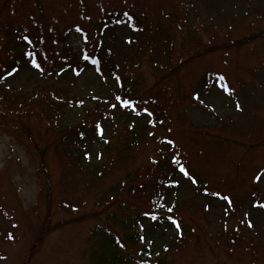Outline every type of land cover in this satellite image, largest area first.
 Here are the masks:
<instances>
[{
    "label": "trees",
    "instance_id": "16d2710c",
    "mask_svg": "<svg viewBox=\"0 0 264 264\" xmlns=\"http://www.w3.org/2000/svg\"><path fill=\"white\" fill-rule=\"evenodd\" d=\"M83 1L0 0L2 127L12 134L24 129L32 141L34 138L30 125H36V128L44 131L45 136L48 135L46 143L35 139L39 151L42 156L53 151L61 167L52 174L45 156L39 158L37 176L42 184L39 198L43 197L48 202L46 188L50 190L55 184L63 196L57 206L61 211L65 210L70 222L79 219L80 211L87 207V198L92 200V207L87 209L92 218L104 213L101 223L90 226L87 237L89 246L83 250L86 264H178L179 259L168 251L170 245L160 251L152 245L170 231L172 225H178L181 231L173 240V252L179 251L183 245L185 247L183 241L191 235V229L197 226L194 220L190 221L189 226L185 223L187 217L182 208L189 211V204L186 205L184 201L169 204L166 188L170 178L178 168H183L188 181L196 187V192L208 197L216 193L222 197L217 182L208 173L207 162L217 164L214 172L208 165L212 173L221 174L229 150L221 152V146L215 141L219 138L218 133L222 132V126L220 131L200 128L187 135L189 140L180 137L190 157L185 159L180 147L177 145L175 148V138L169 127L173 110L171 100L174 102L173 94L176 92L193 100V94L201 86L209 87L214 81L227 91L233 88L227 73L220 69L204 67L195 77H192L193 72L185 77L179 76V73L190 60H198L215 50L246 45L255 38L260 40L264 51V28L259 29L258 24L264 22V3L261 2L262 8L259 10L252 7L251 12L244 10L236 29L228 23L235 21V16L229 17V21L221 27L208 29L209 26L204 24L198 27L194 25L193 21L201 18V15L192 0H105L106 10L111 17L108 20L103 19L100 0H88L87 3H93L90 6L80 5ZM84 8H90L97 16L99 25L92 24L90 18L84 22L77 21L72 13L79 14ZM118 16L130 17L136 35L126 39L129 49L123 53H112L103 40L100 28L103 21L112 24ZM220 28H224L221 35ZM71 30H77L85 43L80 56L71 52L66 41L65 33ZM241 30L249 31V35L240 36ZM25 36L28 40L24 39ZM16 41L27 44V49L21 48ZM253 51L255 53L254 48L245 51L241 58L240 64L243 63L246 69H249L246 65L249 53ZM24 54L33 55L34 65L30 64V68L39 75L31 79L33 83H29L25 91L20 88V84H15L13 77L19 71L22 59L26 58ZM258 56L261 57L262 53L259 52ZM83 62L96 63L105 85L110 87L109 95L106 94L109 99L105 94L73 91L70 86L55 81L58 71L69 69L75 74ZM235 62L239 64V58ZM256 62L257 65L253 68L250 66L248 72L252 77L254 69L264 68V59L258 58ZM13 69L16 71L13 72ZM8 77L11 84L7 83ZM237 79L239 82L251 81V78L242 76ZM175 81H178L177 86ZM236 90L240 92V87ZM145 95L148 98L144 99ZM116 97L121 99L117 101ZM125 100L129 101L128 106L123 105ZM116 103L126 107L128 114L118 118L121 122L113 123L116 126L109 128L101 147L95 151L94 141L103 134V121L118 109L112 106ZM150 103L151 109L148 107ZM131 108L136 109L134 112L139 115L146 109L151 110L154 114L153 125L160 120L165 121L163 112L166 111L169 124L161 126V132L157 134L151 132L149 125L141 130L138 118L134 117L138 114H129ZM110 120L113 121V115ZM9 122L12 130L7 129ZM123 124L124 129L118 128ZM259 131H264V126ZM259 131H254L252 137L250 133L243 135L238 129L233 133L239 141L253 138L249 145L255 146L259 144ZM169 141L173 144L171 151L168 149ZM215 148H219L217 152L222 153L221 156L215 152ZM229 162L233 165L231 173H235L238 164L244 163V158L231 156ZM243 168H248V164H244ZM121 170L124 175L119 177ZM255 170L246 171L244 174L247 179L238 182L243 191H238L233 197L234 205L230 203L228 215L224 217L227 224L235 219L240 221V212L253 189L254 197L250 201L261 200L258 198L264 196L255 185L252 186L258 172ZM115 175L114 182L107 183V178ZM235 175L239 174L236 172ZM205 208L207 205H202L203 211ZM5 212L3 216L9 218L14 216L16 210ZM167 218L171 223L168 224ZM235 232L232 229L230 233ZM226 234L220 235L216 246L220 243V248L228 257V249H234L242 242L235 234ZM197 236L193 232L196 244L199 242ZM223 238H227L225 243ZM250 246L254 247V257H259L258 248ZM133 250L139 251L141 255L131 254Z\"/></svg>",
    "mask_w": 264,
    "mask_h": 264
},
{
    "label": "rangeland",
    "instance_id": "374dc122",
    "mask_svg": "<svg viewBox=\"0 0 264 264\" xmlns=\"http://www.w3.org/2000/svg\"><path fill=\"white\" fill-rule=\"evenodd\" d=\"M192 1L199 9L201 15V18H198L195 22L193 21L194 25L200 26V24H204L203 26H209L208 29L210 27L223 26L226 21H229L228 18L231 16H235L236 20L228 23L232 24L231 28L236 29L240 23L238 20L244 10L248 9L249 12H251L252 8L259 10L262 8L261 2L264 3V0ZM87 2L88 0H84L79 4L82 6L93 4L91 1ZM100 3L104 11L103 19H111L106 10V1L100 0ZM232 4L233 7L231 6ZM222 8H227V10L223 11ZM229 13H231L230 16L228 15ZM72 14L76 16L77 21L84 22L86 18H90L93 21L92 24H100L97 21V16L90 11V8H84L79 14ZM181 14L179 15L182 16ZM258 24L259 29L264 28V22ZM131 27L130 20L121 17L116 27L107 28L105 31L102 30L103 40L110 52L123 53L129 49V46L124 42V38L134 36ZM223 31L224 28H220L219 34L224 33ZM245 32L241 30L239 35H249V31ZM65 37L71 52L78 56L84 48L78 33L76 31H67ZM221 37L219 36V38ZM256 39L246 45L228 50H215L212 54H206L198 60H190L185 64V68L180 70L179 76L183 77L190 75L191 72H193L192 77H195L204 67L223 70L227 73L233 87L231 93L226 92L225 95L212 82L211 86L207 88L201 86L196 91L193 100L183 97L179 92L173 94L174 102L171 100L173 110H171L169 127L175 138L173 139L175 148L177 145L180 147L185 159H190V157L184 144L180 141V137L184 140H189L187 135L192 131L196 132L200 128L206 131L211 129L220 131V126L223 127L221 129L222 132L218 133L219 138H216L215 141L221 146L219 147L222 149L221 152L225 149L229 150L224 171L221 174L212 173L217 168V164H211L212 161L209 163L212 172L209 169L208 162L207 169L211 179L215 183L217 182L218 186L224 187L233 194L237 191L238 182L241 179H247L244 174L246 171L251 170L254 172V169L260 171L264 169V131H259L260 127L264 126V68L254 69V77L248 74L249 69L257 65L256 61H258V58L264 59L262 45L259 42L260 40ZM17 43L23 49L28 47L27 44ZM251 48L255 49V53L254 51L251 52L252 54L249 53L246 62L249 69H246L244 64H240V62L245 51L247 52ZM259 52L262 53L261 57L258 56ZM24 57L26 58H23L19 64V71L13 76L15 84H20L22 86L20 88L23 91L28 90L29 83H33L31 79L39 76L37 71L30 68L32 67L31 65H34L32 54H24ZM238 58L239 64L235 62ZM49 75L52 74L49 72ZM239 76L247 79L251 78V81L239 82L237 79ZM55 77V81L70 86L73 91L80 90L84 93L89 91L95 92V94H105L109 99L107 95H109L110 87L107 84L105 85L95 64H83L80 71L75 74L70 72L69 69L60 70ZM254 78L257 79V82L254 81ZM8 82V84L12 83L9 80ZM174 84L177 86L178 81H175ZM238 87H240V92L236 90ZM145 98H148V95H145ZM162 100L163 102L165 101L164 98ZM238 104L243 108L238 109ZM148 107L151 109L152 103ZM126 114L128 113L121 111L120 108L115 114L110 115V118L113 115V121L110 118L103 121V134L99 138L96 137L98 139L94 141L93 148L95 151L101 147L103 137L108 135L109 128L116 126L113 123L121 122L118 121V118L124 117ZM164 116L163 125L166 126L169 124L166 120V111ZM146 119V116H141L138 120L141 130L146 126ZM197 124L204 126L198 127ZM2 126L3 123L0 121V196L6 199V205L0 202V256H5L0 258V264H85L86 257L83 252L78 254V250H84L89 246L87 237L90 233V226L101 223L104 213L92 218L91 213L87 211V209L92 207V200L87 198V207L84 211H80L79 219L70 222L69 215L66 214L65 210L61 211L57 206L63 196L60 195L55 184L52 185L50 190L46 188L49 196L48 202L43 197L39 198L40 179L37 176L39 148H35L32 142L30 144L26 143L22 136L14 137L11 132H8ZM35 126L30 125V129L34 131L35 138L41 139L44 143L47 142L48 135L45 136L44 131ZM118 128L124 129V124L118 126ZM7 129L12 130L11 123L7 125ZM237 129L241 130V133L245 136L250 133L251 137L254 131H259V144L255 146L249 145L253 142V138L241 141L236 139L233 131ZM155 132L156 134L160 133L161 128H155ZM168 145V149L171 151L173 144L168 143ZM219 148H215V152L221 156L222 153L217 152ZM207 151L209 153L208 148ZM208 153L205 155L206 160ZM231 156L244 158V163L240 162L236 168V172L239 175H235L236 172L231 173L233 170V165L229 162ZM45 159L51 173L55 174L58 168L61 167L58 157L53 151H50L45 154ZM244 164H248V168H243ZM119 173L121 174L118 175L119 177L124 175L122 170ZM116 177L117 175L107 178V183H113ZM174 178H177L176 185L168 194L170 197H177L178 204L181 201H184L186 205L189 204V211L185 207L182 208L187 217L185 223L189 226L190 221L194 220L197 226H194V229H191L192 231L190 230L191 235L183 241L185 247L183 245L181 250L175 252H173V246L175 245L173 240L177 238L176 234L178 232L175 231L174 234L173 229L165 232L157 244L158 251L164 250L166 245H170L168 251L176 259H179L178 264H264V212L260 207L251 206L252 202L250 199L254 197V189L244 203V209L239 216V220L245 219L246 224L244 223L238 227L235 233H230L238 221L235 219L234 222L229 224L224 221L229 209L226 200L217 196L208 197L196 192V187L188 180L178 176L177 173L172 177V179ZM254 185L264 195V174L252 186L254 187ZM55 186L56 192L53 191ZM220 186V190L223 191ZM205 204L207 209L205 208L203 211L202 205L205 206ZM1 209L9 213L12 209H15L16 212L13 217L7 218L2 215ZM168 218L166 220L169 224ZM249 221L252 224L251 227L248 226ZM19 224L23 225L25 232L21 231ZM193 232L198 235L196 237L197 239L199 238L197 244L195 243ZM223 233H228L226 234L228 236L235 234L242 242L241 245L234 249L227 246L229 248L228 257L220 248V243L219 246H216L220 235ZM225 239L227 238L222 239L224 243ZM30 245H33L32 253L28 250ZM250 245L258 247L260 259L258 255L256 258L254 257V247ZM131 254L136 255L137 252L133 250ZM27 256L29 258L28 261H26Z\"/></svg>",
    "mask_w": 264,
    "mask_h": 264
},
{
    "label": "snow or ice",
    "instance_id": "6c2138e0",
    "mask_svg": "<svg viewBox=\"0 0 264 264\" xmlns=\"http://www.w3.org/2000/svg\"><path fill=\"white\" fill-rule=\"evenodd\" d=\"M24 39H25V40H28V37L25 36ZM12 71L15 72L16 69H13ZM11 74H12V73H9V75H11ZM116 99H117V101H119L121 98H120V97H116ZM128 104H129V101H127V100H125V101L123 102V105H124V106H128ZM112 106L115 107L116 105H112ZM145 111H147V110H145ZM149 115H151V114L149 113ZM169 143H171V142L169 141ZM181 171L183 172L184 169L181 168ZM185 175H187V173H185ZM194 182H195V181H194ZM214 195H218V194L214 193ZM223 198H224L225 200H229V203H230V198H229V197L225 196V197H223ZM260 206H261V207H264V205H260ZM169 211L171 212L172 209H169ZM152 218L155 219V216H153ZM248 226H249V227L252 226V224H251L250 221H249Z\"/></svg>",
    "mask_w": 264,
    "mask_h": 264
}]
</instances>
